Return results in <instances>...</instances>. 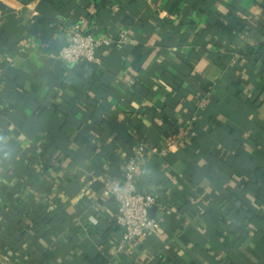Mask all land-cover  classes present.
Wrapping results in <instances>:
<instances>
[{
    "label": "crops",
    "instance_id": "1",
    "mask_svg": "<svg viewBox=\"0 0 264 264\" xmlns=\"http://www.w3.org/2000/svg\"><path fill=\"white\" fill-rule=\"evenodd\" d=\"M77 30L113 43L67 63ZM144 138L160 227L122 244L92 177ZM0 264H264V0H0Z\"/></svg>",
    "mask_w": 264,
    "mask_h": 264
},
{
    "label": "built area",
    "instance_id": "2",
    "mask_svg": "<svg viewBox=\"0 0 264 264\" xmlns=\"http://www.w3.org/2000/svg\"><path fill=\"white\" fill-rule=\"evenodd\" d=\"M113 43L110 37L97 35L93 32L74 31L69 41L62 46L58 57L70 64L81 60L98 62V50ZM165 137L161 139V146L156 151L158 157H164L172 145ZM148 146L141 142L131 151L125 161L122 176L104 175L92 177L93 182L101 184L102 196L113 198L117 202L115 222L122 229V244L133 242L142 236L159 229L160 223L150 216V209L156 199L151 193H140L136 188V176L140 162L145 158Z\"/></svg>",
    "mask_w": 264,
    "mask_h": 264
},
{
    "label": "trees",
    "instance_id": "3",
    "mask_svg": "<svg viewBox=\"0 0 264 264\" xmlns=\"http://www.w3.org/2000/svg\"><path fill=\"white\" fill-rule=\"evenodd\" d=\"M244 24H245V19L242 16H240L237 13H230V15L228 16L227 22L222 29V32L226 36H230L236 31V29L239 26H244ZM259 47H257L258 51L260 50ZM250 50L253 53V50L251 48H250ZM176 131H177L176 127L173 125V126H169L168 130H166L164 132V134L165 135L168 133L174 134ZM147 141H148V138L142 139V142H144V143H146ZM36 212L39 213V208H37ZM39 214H40L39 221L41 220V221L45 222L46 224H50L52 222L51 221L52 217H51L49 212H47L45 210H43V211L41 210ZM238 218H240V217H238ZM249 218H250V216L248 217V216L244 215L241 219H243L244 221H248Z\"/></svg>",
    "mask_w": 264,
    "mask_h": 264
},
{
    "label": "water",
    "instance_id": "4",
    "mask_svg": "<svg viewBox=\"0 0 264 264\" xmlns=\"http://www.w3.org/2000/svg\"><path fill=\"white\" fill-rule=\"evenodd\" d=\"M154 208H155V207L153 206V207L150 209V213L154 210ZM150 216H151V215H150ZM151 217H152V216H151Z\"/></svg>",
    "mask_w": 264,
    "mask_h": 264
}]
</instances>
